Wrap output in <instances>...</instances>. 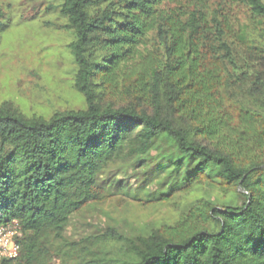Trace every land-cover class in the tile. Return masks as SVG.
<instances>
[{
	"label": "trees",
	"instance_id": "1",
	"mask_svg": "<svg viewBox=\"0 0 264 264\" xmlns=\"http://www.w3.org/2000/svg\"><path fill=\"white\" fill-rule=\"evenodd\" d=\"M240 6L243 23L232 14ZM57 9L85 107L45 118L0 105V226L16 221L22 232L18 256L0 264H264V2L59 0ZM152 30L160 54L139 50ZM124 82L132 100L117 105ZM161 135L194 164L182 190L215 168L244 203L201 197L146 236L109 226L65 238L70 216L103 198L98 174Z\"/></svg>",
	"mask_w": 264,
	"mask_h": 264
},
{
	"label": "rangeland",
	"instance_id": "2",
	"mask_svg": "<svg viewBox=\"0 0 264 264\" xmlns=\"http://www.w3.org/2000/svg\"><path fill=\"white\" fill-rule=\"evenodd\" d=\"M58 3L0 0V105L8 103L27 117L48 118L55 111L85 107L73 85L76 65L68 46L73 37L63 26L65 19L58 13ZM232 14L242 23L247 21L244 7H232ZM146 36L139 50L157 49L155 53L160 54L156 32L149 31ZM129 87L133 85L124 82L117 92V105L132 100V92L125 90ZM246 94L237 92L239 98ZM193 165L167 135H161L144 154L112 164L98 174L103 198L73 213L63 235L78 241L110 226L135 238L164 223H174L201 197L218 206L244 203L243 190L221 185L215 168L182 190Z\"/></svg>",
	"mask_w": 264,
	"mask_h": 264
},
{
	"label": "built area",
	"instance_id": "3",
	"mask_svg": "<svg viewBox=\"0 0 264 264\" xmlns=\"http://www.w3.org/2000/svg\"><path fill=\"white\" fill-rule=\"evenodd\" d=\"M21 237V228L16 221L0 226V260L18 256Z\"/></svg>",
	"mask_w": 264,
	"mask_h": 264
}]
</instances>
